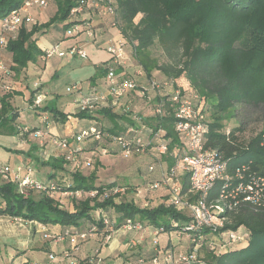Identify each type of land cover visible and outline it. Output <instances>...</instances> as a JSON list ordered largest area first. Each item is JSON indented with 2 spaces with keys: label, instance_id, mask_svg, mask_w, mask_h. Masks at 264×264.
Listing matches in <instances>:
<instances>
[{
  "label": "trees",
  "instance_id": "obj_1",
  "mask_svg": "<svg viewBox=\"0 0 264 264\" xmlns=\"http://www.w3.org/2000/svg\"><path fill=\"white\" fill-rule=\"evenodd\" d=\"M112 1L116 11L115 18L113 21H105V24L115 26L125 45L131 47L133 56L145 72V76L139 79L155 77L151 75L152 70H158L164 76L161 80L171 82L173 89L178 88L181 95L191 98L194 106L199 104L202 112L210 113V117L206 116L204 121L206 133L203 146L221 157L227 172L233 178L227 184H216L208 194L207 200L219 197L237 184L238 180L234 178L236 170L245 168L241 172L244 180L263 175L264 125L260 133L242 138L240 133L243 127L240 124L225 130L223 121L233 116L232 112L238 105L243 104L261 106L264 118V0ZM21 2L22 0H0V20ZM55 3L56 10L46 21L41 22L45 14H35V22L23 23L16 37L8 40L5 47L0 49L9 54L7 58H10V62L0 56L7 66V76L11 72L19 74L29 63L42 56L43 51L38 46L40 33L33 37L35 33L44 32L51 25L58 24L65 34L68 27L82 22L81 19L70 17L72 7L79 4L78 0H55ZM137 16L139 18L136 20ZM154 44L159 45L168 54H173L176 57L173 63L159 66L151 63L147 52ZM99 71L100 75L104 74L102 67ZM178 79L187 82V89L178 84ZM91 80L94 81L95 77H91ZM1 86H8L9 89L1 88L5 92L0 95V126L13 123L18 115L10 102L13 95L11 83L0 82ZM37 90L38 88H35L30 91L29 102L32 103ZM134 95L129 99L125 98L130 108L124 112L118 111L120 107L117 106L120 105H117L105 106L96 113L76 111L69 115L96 120H99L98 117L107 118L114 123L112 126L103 123L97 125L110 133L130 122L132 114L141 116L143 122L158 133L156 142L166 145V151L159 154V158L166 163V169H169L179 159L183 150V144L174 130V110L166 103L164 115L149 114L148 108L141 109L142 101L137 100L136 93ZM192 95H196L198 99H194ZM34 109L48 112L62 122L70 118L52 104ZM37 128L42 127L34 126L28 128L27 132ZM98 146L100 144L93 141L83 143L84 150L87 151L99 150ZM36 148L33 145L31 150ZM114 153H117L116 150L110 149V154ZM63 162L65 161L62 158L52 157L46 162L42 161V164L49 165L55 171H61ZM53 176L54 173L49 175V178ZM95 179L94 174L86 176L73 172L72 181L65 186H59L56 180L52 179L41 181L44 184L50 181L56 184L54 192L33 190L27 195H22L19 193L17 180L0 174V214L63 227L61 232L53 236L48 233L52 239L66 230L91 231V237H95L98 247L104 244L103 240L109 232V227L113 230L120 229L125 219L131 218L139 221L144 228L155 229L158 234L187 237L189 248L194 243L198 244V255L201 250L206 251L203 260L207 264H264V209L245 205L236 211H221L218 215L227 219L222 227L190 228V212L186 209L178 210L170 205L165 190L155 198L157 200L138 205L125 199L124 193L132 188L131 185L116 184L114 181L97 183ZM150 182L153 180L146 185ZM114 186L124 187L125 192L118 198L110 194L103 195V191ZM186 189L187 178L183 175L181 192ZM75 190H95L97 193L94 197L77 198L70 207H63L64 201L56 197L57 194ZM34 192H38L39 196L35 197ZM228 231L245 233V242L240 245L228 242ZM169 246L168 244L160 247L157 244L149 258L141 255L142 250L138 249V252H133L127 257V262H130L127 264H137L139 260H142V264L146 261L152 264L154 258L161 260L163 250Z\"/></svg>",
  "mask_w": 264,
  "mask_h": 264
},
{
  "label": "built area",
  "instance_id": "obj_2",
  "mask_svg": "<svg viewBox=\"0 0 264 264\" xmlns=\"http://www.w3.org/2000/svg\"><path fill=\"white\" fill-rule=\"evenodd\" d=\"M79 4L72 7L70 17L72 19H81L82 22L75 23L65 31L66 36L78 39L81 33L84 34L82 39L76 40L66 50H60L54 46L44 50L43 57L49 58L54 55L58 57L78 56L86 58V53L81 47L83 41L93 38L94 20L100 19L101 22L113 21L115 18V6L112 0H78ZM50 0H22L20 5L9 12L7 16L0 20V49L4 48L8 40L14 39L23 23L35 22L31 9H45ZM87 13V16L80 17V14ZM113 24V23H112ZM125 42L119 36L116 42H112L106 47L110 54V59L102 67L105 76V90H97L94 85L89 83V91L80 94L74 99L76 111L86 113H96L105 106H117L118 111H127L130 106L125 98L135 96L137 100L142 101L141 109H149V114L164 115V106L166 103L174 110V130L183 144L182 154L175 164L165 169L160 178L150 182L146 187L149 192L158 189H164L167 192V201L170 205L178 210H188L192 217L190 228L207 227L220 228L224 224L225 217L218 215L221 211H236L245 205H250L256 209H264V174L252 176L248 179L243 178L241 172L245 170H236L234 178L238 180L237 184L222 193L219 197L207 200L208 194L213 187L219 182H231L233 176L226 170V164L216 153L204 148L203 140L206 133L204 121L206 114L202 112L199 104L193 105L191 98L181 95L178 88L173 89L172 83L165 80H155L146 78L140 80V71L136 75L130 74L125 65ZM0 71L7 74V66L0 59ZM3 89H9L8 86H1ZM68 92L76 90L75 86L67 87ZM198 99L196 95H192ZM134 98V97H132ZM45 99L41 92L36 93L31 103L32 107H40ZM46 126L37 128L29 134L36 141L37 147L42 151V156L48 155L51 150L58 152L56 157L62 158L66 163L73 165L74 168L79 166L87 167L92 164L94 154H110V149L120 151L123 155L128 156L133 152H141L147 149H155L159 154L166 151L164 143L156 142L158 133L147 126L142 117L137 114L131 115L130 122L121 125L113 133L103 130L99 125H91L88 128L81 129L73 134L71 138L67 136L52 135L49 132L48 120L44 116ZM28 128L21 130L26 132ZM93 141L100 144L99 150H84L83 143ZM49 152L47 153V151ZM151 170V168L149 169ZM25 173L21 175V172ZM0 174L4 177H10L18 181V190L22 195L28 194V189L41 192H54L56 184L52 181L44 184L32 177V168L29 166H9L1 167ZM187 178V189L181 192V176ZM122 186H114L103 191V195H113L115 198L125 192ZM97 191H63V196H72L75 198L94 197ZM191 196V199H190ZM107 224V221L104 220ZM122 229L127 231L142 230L143 225L139 221L126 218ZM113 229L109 227V232L104 237L103 243L107 244L113 234ZM150 231L154 237L158 235L155 229ZM91 231H74L66 230L62 235L55 237V240H67L70 248L63 250L59 256L66 258L71 256L72 252L78 251L80 242L91 237ZM228 242L235 245L243 244L246 240V234L241 231H228ZM156 241V239H153ZM157 242V241H156ZM157 245V243H156ZM100 248V247H99ZM214 249V246L211 247ZM198 244L194 243L186 253L175 254L169 246L163 250L161 260L154 258L152 264H207L200 259L197 254ZM98 253L95 249L93 254L88 258L94 260ZM48 259L54 264H61L56 253H49ZM100 262L96 260V264ZM137 264H142L139 260Z\"/></svg>",
  "mask_w": 264,
  "mask_h": 264
},
{
  "label": "rangeland",
  "instance_id": "obj_3",
  "mask_svg": "<svg viewBox=\"0 0 264 264\" xmlns=\"http://www.w3.org/2000/svg\"><path fill=\"white\" fill-rule=\"evenodd\" d=\"M56 10V3L55 0H52L50 2V5L44 9H31V13L34 16V14H37L40 12V15L43 18L41 19V22L46 21ZM87 16V13L80 14V17ZM139 17H136V20ZM110 28H115V26H110ZM40 33L41 39L46 43V45H51L48 43L47 39L50 37H54V35L58 36L61 39L60 41V49L66 50V45L69 44V40L74 39L73 37H67L66 34L63 33L61 29V25H51L46 30L40 31L38 33H35L33 37L38 36ZM80 37H84V34L81 33ZM119 38V35H115L112 32H101L99 28L94 27L93 29V38L88 41H83L81 44L82 49L86 53V58L82 59L78 56H69L66 55L64 57H58L57 60L50 59V61L47 62L45 67L43 66V62L40 60H37V65L39 68H42V70H35L32 65H28L26 69H23L20 71L19 74H14L13 72L10 73V77H0V82L2 83H11V78L18 79L19 75V81L22 82L24 89H31L32 82L37 80L42 84V92H45L47 101H52L54 106L62 113L64 114H72L76 112V105L74 103V99L78 98L80 94H84L89 91V80L91 77H95V87L97 90H105V76L99 75L96 76L97 71L100 69V67H103L106 63L105 61L110 58V54L107 52L106 47L111 44L112 42H116ZM82 39V38H81ZM50 48V47H49ZM124 53H125V64L126 69L130 74L136 75V71H140L141 76L136 77H143L145 76L144 70L141 68V66L138 64V61L132 54L131 47L126 44L124 47ZM148 59L151 63H156L158 66L161 64L166 63H173L174 55L168 54L166 51H164L159 45L154 44L149 48V51L147 52ZM4 56H9V54H5ZM52 60V61H51ZM49 63V65H48ZM44 69V70H43ZM0 74L1 71H0ZM155 77H151L155 80L161 81V79L164 77L162 73L158 70H152V74ZM186 81L184 79H178V84L181 85L183 88L186 87ZM27 86V87H25ZM72 86L76 87V90H73L71 93L68 92L66 89L67 87L71 88ZM2 90V89H1ZM192 97V96H191ZM44 102L41 103V106L46 103V100H43ZM19 103V102H18ZM18 103L15 102L16 105ZM13 109H15L18 113L17 117L20 115L18 112V107H14L11 103ZM21 111L25 114V119L19 122L14 121L13 123L9 125H1L0 126V166L6 167L9 166L12 163L11 160H9L8 156L11 152L14 154L12 155V160H14L13 168H16L18 163L21 161L20 158H22V152H30L31 155L35 158L42 157V151L40 148L37 147L36 141L33 139L32 136L29 134V132H23L24 136L22 135L21 130L23 128H31L32 124L39 123L42 126H46V122L44 121V117H37L32 114V116H28L27 113L29 109H27L26 106L23 104L21 105V102L19 103ZM18 105V106H19ZM34 110V107H32ZM139 109V106H137V110ZM234 115L231 117H227L223 123H224V129L229 130L233 128L234 126L241 125L243 127V131L240 133V136L242 138H249L257 133H260L262 126L264 125V118H263V108L261 106H253V105H238L237 109L232 112ZM48 115V114H47ZM207 118L210 117V113L208 112L206 114ZM68 117L72 118L68 124L71 125L75 122L74 119L77 120V123L75 125L76 130H81L88 128L92 124L94 125L96 122V119L94 118H88V117H74L72 115H69ZM49 127L51 125V118L47 116ZM109 121L107 118L104 119L102 122L103 124H107ZM102 124V125H103ZM23 126V127H22ZM44 126V127H45ZM48 126V125H47ZM118 126V125H116ZM105 127V126H104ZM57 133L52 135H58L60 136L61 133L59 130H56ZM28 140L26 142H23V140ZM30 139V140H29ZM30 145L33 147L35 145L37 148L35 149L36 153H33V150H30ZM49 150L47 151V153ZM117 153L109 154V155H103V154H94L92 157V164L91 166L83 167L79 166L78 168H74L73 165L68 164L66 162H63V169L61 171H57L56 176L54 179H56V182L58 185H67L72 181L73 172H77L81 175H91L94 174L97 180V183L101 182H112L114 181L116 184H129L132 186L126 192L124 193L125 199L135 202V204L144 205L145 202H149L151 200H157L155 199L157 196L160 195L161 192H164V189H158L156 191H147L146 190V184L149 181H154L160 178L161 173L165 171L166 169V163L160 160L159 153L155 149H147L141 152H133L128 156L123 155L120 151H116ZM51 153V152H49ZM48 153V154H49ZM54 154V153H53ZM25 155V154H24ZM47 155L44 156V158ZM44 162V161H43ZM46 162V161H45ZM42 162L36 161V167H33L32 173L33 175H37L38 178L41 181H44V175L48 172L50 166L49 165H42V169L37 170L38 165ZM151 168V170H149ZM35 169V170H34ZM44 173V174H43ZM32 175V177H33ZM41 177V178H40ZM35 178V177H33ZM129 187V186H128ZM32 190L28 189V192H32ZM35 197L39 196L38 192H34ZM56 197H59V199H63L64 204L63 207H70L71 203L73 204L74 201H76L77 198L72 196H63L61 194H57ZM84 198V197H83ZM74 199V200H73ZM224 222H227V219L224 220ZM159 235V234H158ZM154 237L152 235V238L156 239L154 241L153 239L150 241L147 238H144V244L145 247H141L139 244L131 243L129 247L126 249L128 251H136L142 250V254L144 257L149 258L152 254L155 247H157V244L160 243V238ZM172 241H176L177 237V245L176 246H170L172 250L175 252V254H183L186 253L189 250V241L186 240L187 237H183V235H171ZM130 240H134V237H129L127 240L128 242ZM143 242V241H142ZM103 245L100 246L102 248ZM106 246V245H105ZM138 247L139 250L137 249ZM98 248V254H101V249ZM100 249V250H99ZM141 252V251H140ZM205 250H201L199 252L198 257L200 259H203L206 255ZM55 253V252H54ZM98 258V257H97ZM84 260H82L83 262ZM103 263V258L100 261V264ZM130 263V262H128ZM35 264V263H34Z\"/></svg>",
  "mask_w": 264,
  "mask_h": 264
},
{
  "label": "crops",
  "instance_id": "obj_4",
  "mask_svg": "<svg viewBox=\"0 0 264 264\" xmlns=\"http://www.w3.org/2000/svg\"><path fill=\"white\" fill-rule=\"evenodd\" d=\"M35 15V14H34ZM95 23V27L99 28L101 32H112L115 35H119V32L117 29L115 28H110V26H108L107 24H105V22H101L100 19L96 18L94 20ZM49 39H47L48 43L51 45H46V43H44V39L42 40L41 37L38 41V46L40 47V49L43 51L54 46L55 44L58 49H60V41L61 39L59 38V35L52 37L50 35V37H48ZM83 37H78V39H71L69 40V44L66 45V47L70 46L72 43H74L76 40H79ZM62 50V49H60ZM5 53L0 50V56L6 60L7 62H10V58H7V56H4ZM53 60H57L56 58H58V56L54 55L52 57L49 58H45L42 56H40L37 60H40L43 62V66L45 67V65L47 64L48 61H50V59ZM110 59V58H109ZM108 59V60H109ZM36 60V61H37ZM106 60V61H108ZM31 62L28 65H32V67L37 71V70H42V68H39V66L37 65V62ZM52 61V60H51ZM105 61V62H106ZM49 65V63H48ZM126 65V64H125ZM26 69V68H24ZM23 70V69H22ZM44 70V69H43ZM100 71L96 73V76H99ZM102 75V74H101ZM8 77L6 74H0L1 78L4 77ZM91 85H95V81H92L91 78L89 80ZM11 87H12V97L10 98V102L13 104L14 107H18V112H19V116L16 119V122L22 121L25 119V114L21 111L20 109V105L19 103L21 102V105L23 104L24 106L27 107V109H29L27 115L28 116H32L35 115L37 117H47L49 116V118H51V120H49L51 122V125L49 127L48 124V129L49 132L51 134H55L57 133L56 130H59L61 135L60 136H67L68 138H71L73 136L74 133L78 132L79 130H76L75 125L77 123V120H75L74 123H72L71 125L68 124V122L72 119V118H68L67 120H65L64 122H62L60 119L58 118H53L51 116L50 113L48 112H42L41 110H37V109H32L31 106V102L28 101V98L30 96V91L38 88L36 93H43L45 95V100L46 103L45 104H52V101H47L46 98V94L45 92H42V84L35 80L32 82V87L31 89H24V86L22 84V82L19 81V75H18V79H13L11 78ZM27 87V86H25ZM5 91L1 90L0 87V95L2 93H4ZM17 93V94H16ZM129 99V98H128ZM18 103V105L15 104ZM44 102V101H43ZM43 105V106H44ZM39 108V107H38ZM58 110V109H57ZM48 114V115H47ZM99 120H96L94 125H97V123H103L102 121L106 118H102V117H98ZM105 122H107L108 125H113V122H108L105 120ZM20 123V122H19ZM119 124V123H118ZM93 125V124H92ZM34 126H38V127H43L45 125H41L39 123H34L32 124V127ZM119 127V126H118ZM30 140V139H29ZM33 140V139H32ZM28 140H23V142H27ZM30 150H31V145H30ZM46 157L44 158L43 156L40 158H35L33 157V155L30 154V152H23L22 154V158L21 161L18 163L17 166L21 165V166H29L32 168L33 171V167H36V161H48L50 160L52 157H56V155L58 154V152H56L55 150H51ZM33 153H36V151L33 149ZM54 153V154H53ZM14 153L11 152L8 156L9 160H11V164L10 167L13 168V163L14 160H12V155ZM25 154V155H24ZM42 163L38 165V168H36L37 170L42 169ZM35 170V169H34ZM59 171V170H57ZM57 171L49 168L48 172L45 173L44 175V179H52V180H56L54 179L56 176ZM25 172L22 171L21 175H23ZM52 173H54V176L52 178H49V175H51ZM34 173H32L33 175ZM44 174V173H43ZM33 177H35L36 180L41 181L38 176L33 175ZM41 178V177H40ZM63 229V227L58 226V225H44L42 223H39L37 221H31V220H25V219H21V218H13L10 217L8 215H1L0 214V264H54L52 261H50L48 259V254L51 252H55L58 255V260H61L60 263L61 264H96V260L99 259L101 261V259L103 258V263L104 264H127V257L131 254H133V252L136 251H128L126 248L129 247L131 245V243H137L139 244L141 247H145L144 244V238L146 239H150V241L153 239L152 238V233L150 231V228L145 227L142 230H132V231H127L125 229H117L113 231L112 237L110 239V241L107 244H103L101 249V254L99 255L98 253L94 256V260L90 261L88 258L93 254L95 249H98L99 245L98 242L96 241L95 237H89L88 240L86 239L83 242H80V248L78 251L72 252L71 256L66 257V258H62L59 256V254L65 250V249H69L70 245L68 243L67 240H55L52 239L53 234H57L59 232H61ZM47 233V234H46ZM52 236H49V234ZM134 237V240H130L129 242L127 241L129 239V237ZM158 237L160 238V243L162 244V246L164 245H170V246H176L177 245V237L176 241H172V237L171 235H168L166 233H161L158 235ZM184 237V236H183ZM186 240L188 241V239L186 238ZM143 241V242H142ZM106 245V246H105ZM160 247L161 245L158 244ZM140 247H138L137 249H139ZM99 249V250H100ZM156 248L152 249L155 250ZM98 257V258H97ZM82 260H84L82 262ZM151 262L146 261L145 264H149ZM98 264H100V262H98ZM102 264V262H101Z\"/></svg>",
  "mask_w": 264,
  "mask_h": 264
}]
</instances>
